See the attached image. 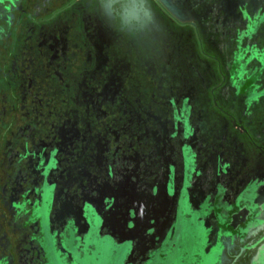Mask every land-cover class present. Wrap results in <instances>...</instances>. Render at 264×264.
Segmentation results:
<instances>
[{
	"label": "flooded vegetation",
	"instance_id": "af4514ba",
	"mask_svg": "<svg viewBox=\"0 0 264 264\" xmlns=\"http://www.w3.org/2000/svg\"><path fill=\"white\" fill-rule=\"evenodd\" d=\"M159 1L0 0V264H264V0Z\"/></svg>",
	"mask_w": 264,
	"mask_h": 264
},
{
	"label": "rangeland",
	"instance_id": "374dc122",
	"mask_svg": "<svg viewBox=\"0 0 264 264\" xmlns=\"http://www.w3.org/2000/svg\"><path fill=\"white\" fill-rule=\"evenodd\" d=\"M219 1V0H216ZM242 1V0H240ZM147 2L149 4H147ZM238 0H226L224 3L219 4L218 11H220V15H226V18L229 17L228 13L234 14L235 6L237 5ZM144 3V2H143ZM145 7L147 8V11L149 12V16H152V18H155V20L161 23H165L167 26H171L172 29H178V25L181 27H184V29L190 28V22L193 20L190 18L182 19L180 16L185 17V14H183L182 11L178 12L181 15H176L174 13L175 11L171 10L170 8L164 6L159 0H146ZM134 12V10H131V12ZM231 14V15H233ZM195 22V21H193ZM52 26V25H51ZM56 26V25H55ZM208 37V36H207ZM213 34L210 33L209 37L212 39ZM247 80V79H246ZM244 86V84L242 85ZM259 103V104H258ZM256 105V109L263 108L264 101H259ZM3 231L9 232V228L4 227ZM178 239L180 240V243L182 244V247L178 248L176 251L178 253H181L182 251H185V248H192L191 251L197 246L195 241H192V230L191 228L186 225L185 222H180L178 225L177 230ZM11 236V233L9 232V237ZM14 236V235H13ZM15 238H13V241ZM89 248L87 245H89ZM87 246V248H85ZM84 250L74 251V257H75V264H122V257L124 256V250L119 246L118 244H114L112 241L108 239H101L97 238L96 235H92L85 246H83ZM56 250L48 251V256L50 259V264H65L63 261L60 260L59 256L55 252ZM2 252L0 251V254ZM213 257H210L204 264H212ZM169 261V260H168ZM167 263V261H165ZM164 263V262H163ZM162 263V264H163ZM151 264H159L156 261L152 262ZM165 264V263H164Z\"/></svg>",
	"mask_w": 264,
	"mask_h": 264
}]
</instances>
